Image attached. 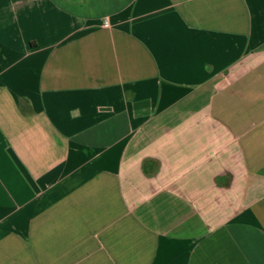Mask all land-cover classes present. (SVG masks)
<instances>
[{
	"label": "crops",
	"instance_id": "0c3cea01",
	"mask_svg": "<svg viewBox=\"0 0 264 264\" xmlns=\"http://www.w3.org/2000/svg\"><path fill=\"white\" fill-rule=\"evenodd\" d=\"M0 264H264V0H0Z\"/></svg>",
	"mask_w": 264,
	"mask_h": 264
},
{
	"label": "built area",
	"instance_id": "2783aa9c",
	"mask_svg": "<svg viewBox=\"0 0 264 264\" xmlns=\"http://www.w3.org/2000/svg\"><path fill=\"white\" fill-rule=\"evenodd\" d=\"M106 26H108V23H106Z\"/></svg>",
	"mask_w": 264,
	"mask_h": 264
}]
</instances>
